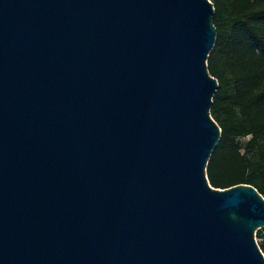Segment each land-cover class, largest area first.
Here are the masks:
<instances>
[{
	"label": "water",
	"instance_id": "1",
	"mask_svg": "<svg viewBox=\"0 0 264 264\" xmlns=\"http://www.w3.org/2000/svg\"><path fill=\"white\" fill-rule=\"evenodd\" d=\"M212 0H0V264H264V195L211 184Z\"/></svg>",
	"mask_w": 264,
	"mask_h": 264
},
{
	"label": "trees",
	"instance_id": "2",
	"mask_svg": "<svg viewBox=\"0 0 264 264\" xmlns=\"http://www.w3.org/2000/svg\"><path fill=\"white\" fill-rule=\"evenodd\" d=\"M212 1L217 30L207 63L219 86L210 113L221 136L207 177L220 187L249 182L264 195V0ZM257 235L264 252V226Z\"/></svg>",
	"mask_w": 264,
	"mask_h": 264
},
{
	"label": "rangeland",
	"instance_id": "3",
	"mask_svg": "<svg viewBox=\"0 0 264 264\" xmlns=\"http://www.w3.org/2000/svg\"><path fill=\"white\" fill-rule=\"evenodd\" d=\"M248 137H249V135L245 136L243 139L245 140V139H247ZM257 230H258V229H257ZM257 230H256V234H255V236H256L257 241L260 242V241H261V238L257 235Z\"/></svg>",
	"mask_w": 264,
	"mask_h": 264
}]
</instances>
